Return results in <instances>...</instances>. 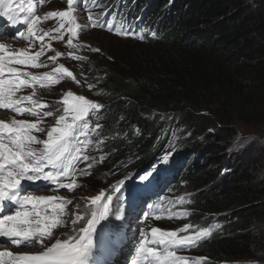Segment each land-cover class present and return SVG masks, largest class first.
Instances as JSON below:
<instances>
[{
    "label": "trees",
    "instance_id": "1",
    "mask_svg": "<svg viewBox=\"0 0 264 264\" xmlns=\"http://www.w3.org/2000/svg\"><path fill=\"white\" fill-rule=\"evenodd\" d=\"M84 3L99 21L137 33L86 75L103 107L89 111L84 135L98 141L104 158H92L104 176L152 162L141 182L153 195L151 206L185 220L196 235L209 230L191 247L202 264H261L264 144L249 152L231 146L238 130L264 137V0ZM195 129L207 134L183 136ZM73 144L72 166L81 157ZM93 146L87 143L88 156ZM123 183L114 187L112 209L128 191L129 181ZM159 190L166 192L159 197Z\"/></svg>",
    "mask_w": 264,
    "mask_h": 264
},
{
    "label": "rangeland",
    "instance_id": "2",
    "mask_svg": "<svg viewBox=\"0 0 264 264\" xmlns=\"http://www.w3.org/2000/svg\"><path fill=\"white\" fill-rule=\"evenodd\" d=\"M7 3L8 0H5V4L0 6V11H3ZM76 4L77 0H73L74 6L69 8L67 0H12V15L17 24L13 26L10 21L4 18L7 27L10 29L2 37L3 42L0 40V44L6 45L4 49H1L0 55L13 56L17 59L4 61L6 65L4 79H12L7 73V67H14L18 72H30L38 77H43L44 73H49V78L40 79L36 82H32L29 78L27 87H21L19 91L14 90L12 98L17 100L20 111L0 108V120L10 125L18 121L35 123L44 129L50 130L51 127L56 126V120L59 119V116L65 115L64 109L75 103L77 97H83L85 100L97 103L96 99L92 97L93 85L86 77L90 71L89 67L94 64L97 66L105 64L111 54H115L125 47L127 36L110 30L105 25L100 26L94 23L98 20L95 8L88 7L86 3L80 6H75ZM62 11H67L70 15L63 19L59 16L48 15L50 12ZM34 17H39V19L36 24L32 25L30 34L24 22ZM61 25H64V27L61 28ZM69 28H76V31L74 33L69 32ZM21 31L24 33L23 38L18 35ZM58 35L61 38L57 39ZM40 36H43V44L47 46L45 55L36 61L19 59L21 56H33L39 51ZM69 39L72 41L71 45L68 44ZM57 52L61 53V56L57 57L56 61L44 64L40 62L47 57L56 56ZM60 65L71 71L73 76L68 77L67 73L57 71ZM25 78L21 77V79ZM69 92L72 93L71 97L67 95ZM6 94L7 90L4 92V95ZM23 96H31L37 102L33 104L31 101H23L20 99ZM66 99L69 101L68 104L64 103ZM30 110H34L35 115ZM43 112H52L53 115L43 116ZM72 115L71 112L67 114V122H71L70 117ZM86 129H81L79 135L82 134L83 137H78L77 143L73 145L75 148L81 149L79 152L81 157L74 167L71 170L69 169L67 175L59 178L56 184L46 182L43 179L31 184L24 183L26 187L35 189V191L28 189L25 194L53 198L50 204L41 205L39 208L43 215L44 209L50 207L47 209L49 210L48 215H50L48 217L49 223H51L53 215H56L57 219V224L52 225L49 232L44 234V238L47 239L48 236L54 233L55 238L48 240V246L55 243V239H59L61 242L67 240L69 243H76L79 238L77 234L84 235L80 230L88 227L87 219L92 218V212L96 208L92 204V199L96 196H100V202L107 203L109 207L105 218L97 221L93 229V245L90 246L86 264L88 261L95 264V260H98L99 264H150V258L145 260L140 252L141 242H144L145 248L155 246L156 251L161 253L164 252L165 248L164 245H157L153 240V229L158 230L157 237L161 232L175 233L176 239L186 236L195 237V233L189 228L186 221L178 217L161 215L158 208L150 206V197L148 198L147 194L144 195L139 192L142 187L139 179L146 174L152 164L149 165L146 171H139L141 165L136 167L133 170L134 172L132 171L130 174L124 175L119 168L113 170L111 175L104 176L103 164H101V161L92 158L96 152H98V158L103 159L104 156L97 151L98 141L96 139L89 141L86 138L84 135ZM31 131L40 140L47 138L44 132L35 129ZM198 131L202 132L195 129L191 132V135L186 136V134H183V136L189 139L191 136H198L199 138L207 134L206 130L201 134ZM4 136L5 142H8L7 134L5 133ZM232 142L235 144H232L231 150L249 152L254 148L262 149L260 147L262 145L257 144V142L264 144V137L252 135L248 131L238 130ZM87 143L94 144L93 151L89 156L87 155ZM175 144L178 145V143ZM31 146L37 149L43 148L42 144L33 143ZM82 161L83 163H80ZM50 170V167L44 169L45 172ZM163 177L164 174L161 172L159 178L163 179ZM127 180L130 185L128 192L124 195L123 210H119L114 214V212H111L114 189L122 184L125 186L123 182ZM62 185H71V187L65 189L61 187ZM159 192L160 190L157 192L158 195H160ZM135 194L140 196L139 202L134 205L136 211L132 215H126L124 212L127 206L131 204ZM108 197H111V199L109 200ZM54 205L57 207L62 206L63 212L55 213ZM27 209L31 211L32 206L28 205ZM122 216L124 219H122ZM119 220L123 223L121 233H117L120 230L115 225ZM112 224L115 226H112ZM185 225H188V227L185 228ZM41 227H43V224ZM262 229L264 230V227ZM5 246L7 249L16 251L15 256L34 255L41 251L40 248L32 246L17 247L10 243L5 244ZM168 251H174L176 256L187 258L183 261H177V264H202L205 260L203 256L194 254L190 247L169 246ZM151 264H155V262L153 261ZM208 264H224V260H210ZM261 264H264V261Z\"/></svg>",
    "mask_w": 264,
    "mask_h": 264
},
{
    "label": "snow or ice",
    "instance_id": "3",
    "mask_svg": "<svg viewBox=\"0 0 264 264\" xmlns=\"http://www.w3.org/2000/svg\"><path fill=\"white\" fill-rule=\"evenodd\" d=\"M68 7L72 8L73 0H67ZM84 0H77L75 6L83 5ZM5 4V0H0V6ZM12 8V0H8L7 6L0 11V18L6 17L13 26L17 24L14 19ZM49 16H59L61 19L70 15L67 11L50 12ZM39 17L26 20L29 33L31 34L32 25L37 23ZM97 25H107L110 29H115V24H109L107 20L94 21ZM64 25H61L63 28ZM117 33L125 36H135L137 33L131 27L115 29ZM59 31V30H58ZM69 32L74 33L76 28H69ZM5 31L0 30V35H4ZM20 38L24 37L21 31L18 33ZM57 39L61 38L59 35ZM41 41L40 49L33 56H21L19 59H26L36 61L41 56L45 55L46 45L43 44V36L39 37ZM141 39L143 35L141 34ZM68 44L72 41L69 39ZM5 44H0V49H4ZM98 51V50H97ZM61 53L57 52L56 56L47 57L40 61L42 64L56 61ZM17 59L13 56L0 55V108L14 109L20 111V106L17 100L13 99V91H19L21 87H27L28 79L36 82L40 79L49 78V73H44L43 77H38L32 73L18 72L14 67H7V73L12 79H4V70L6 60ZM61 73H67L68 77H72L71 71H68L63 65L57 70ZM21 77H26L21 79ZM5 90L7 94L4 95ZM68 97L72 96L69 92ZM20 99L23 101H31L35 104L37 101L33 100L31 96H23ZM65 104L69 101L66 99ZM103 106L99 103H93L85 100L83 97H77L76 102L64 109L65 115L59 116L56 120V126L50 130L44 129L35 123H26L18 121L12 125L0 120V237L5 238L0 240V243L8 242L13 246H32L40 248L41 251L34 255H17L12 257V264H86V257L89 254L90 246L93 245L92 232L97 221L105 218L108 212V204L100 202L101 197L96 196L92 199V204L96 206L95 211L92 212V218L87 219V228H82L80 231L84 235H79L76 243H69V241L61 242L55 239V243L48 246V240L54 239V233L44 238V234L49 232L52 225L57 224L56 215L51 218V223L48 222V217L42 215V212L37 210L41 205L51 203V197L39 196L35 197L30 194L22 195L24 183H34L37 180L43 179L46 182L56 184L59 178L67 175L72 161L77 159L72 155L69 147V138L75 137L81 128H87L88 122L85 117L89 116V109H101ZM35 115L34 110H30ZM71 112V122H67V114ZM52 112H43V116H52ZM101 127L97 125V128ZM46 133V139L40 140L36 135L32 134L31 130ZM8 136V142H5L4 134ZM33 143L42 144V149L32 147ZM75 152L79 153L80 148H75ZM169 156L165 155L162 162H167ZM46 167H50V171H44ZM144 177H142L143 179ZM61 187L67 189L71 185H62ZM110 200L111 197H108ZM6 202H12L19 206L14 212L8 207ZM100 202V203H98ZM31 205L32 210L29 211L27 206ZM55 213L63 212L62 206H53ZM11 214H6V213ZM31 217V219H30ZM79 219V217H77ZM75 223V221H73ZM43 224V227L41 225ZM185 228L188 225L184 226ZM209 230L205 229L197 233L195 237L186 236L180 239L175 238V233L161 232L157 237V229L152 230L153 240L157 245H164V252L156 251L155 246L145 248L144 242L140 244V252L145 260L155 262V264H177V261H183L187 258L175 255L174 251H168L169 246L192 247L205 236ZM0 255H9V253H0ZM87 264H91L88 261Z\"/></svg>",
    "mask_w": 264,
    "mask_h": 264
},
{
    "label": "bare ground",
    "instance_id": "4",
    "mask_svg": "<svg viewBox=\"0 0 264 264\" xmlns=\"http://www.w3.org/2000/svg\"><path fill=\"white\" fill-rule=\"evenodd\" d=\"M6 26L4 27V28H7V24H5ZM0 40L3 42V38H0ZM9 45V44H8ZM92 86V85H91ZM39 96V95H38ZM22 115V114H21ZM32 190V189H31ZM34 193V192H33ZM32 194V193H31ZM50 204V203H49ZM50 207H48V208H45L44 209V211H43V215H46L47 217H49L50 215H48V212H49V210H47V209H49ZM37 210H39V211H41V209H37ZM122 246V245H121ZM5 249H7V248H5ZM1 253V252H0ZM7 253H9V255H0V259H8V264H12V257L13 256H15V253H16V251H14L13 249H9L8 251H7Z\"/></svg>",
    "mask_w": 264,
    "mask_h": 264
},
{
    "label": "water",
    "instance_id": "5",
    "mask_svg": "<svg viewBox=\"0 0 264 264\" xmlns=\"http://www.w3.org/2000/svg\"><path fill=\"white\" fill-rule=\"evenodd\" d=\"M146 168H143L142 166L140 167L139 171H145Z\"/></svg>",
    "mask_w": 264,
    "mask_h": 264
}]
</instances>
